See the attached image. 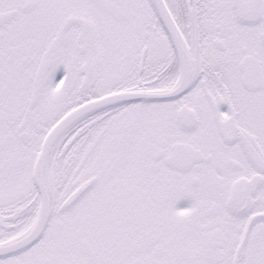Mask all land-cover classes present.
I'll list each match as a JSON object with an SVG mask.
<instances>
[{
    "label": "snow or ice",
    "instance_id": "snow-or-ice-1",
    "mask_svg": "<svg viewBox=\"0 0 264 264\" xmlns=\"http://www.w3.org/2000/svg\"><path fill=\"white\" fill-rule=\"evenodd\" d=\"M0 264H264V0H0Z\"/></svg>",
    "mask_w": 264,
    "mask_h": 264
}]
</instances>
